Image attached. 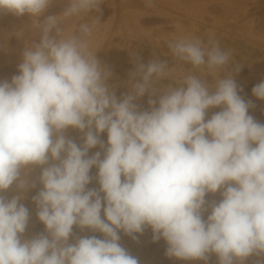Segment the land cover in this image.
<instances>
[{"label":"clouds","instance_id":"clouds-1","mask_svg":"<svg viewBox=\"0 0 264 264\" xmlns=\"http://www.w3.org/2000/svg\"><path fill=\"white\" fill-rule=\"evenodd\" d=\"M103 3L0 0V13L31 20L17 74L0 80V264H139L120 233L135 240L146 228L169 258L264 264V122L240 95L231 50L212 37L168 40L189 66L179 77L168 60L132 52L117 96L121 85L91 43ZM56 4L61 11L46 14ZM252 95L264 101V80ZM37 185L44 230L26 237L21 201Z\"/></svg>","mask_w":264,"mask_h":264},{"label":"rangeland","instance_id":"rangeland-1","mask_svg":"<svg viewBox=\"0 0 264 264\" xmlns=\"http://www.w3.org/2000/svg\"><path fill=\"white\" fill-rule=\"evenodd\" d=\"M153 7H147L145 0H104L101 25L92 37V48L102 63L109 65L116 77L117 96L127 91L124 82L128 80L129 72L134 68L132 52H135L144 63L154 57L168 60L179 77L189 66H180L167 48V41L181 37H200L207 41L209 37L218 40L221 47L232 52L233 61L240 65V71L235 75L240 95L251 100L255 108L249 113L260 122H264V101L252 95V88L264 80V0H153ZM63 5H53L46 14L59 13ZM29 17H15L0 13V44L7 41L0 49V80L8 79L18 72L21 54L29 35ZM22 32L21 36H17ZM224 73H221L223 77ZM168 83V81H165ZM147 94L138 103L147 107ZM211 115V112L209 113ZM67 135L80 143L81 133L70 129ZM101 139H107L102 134ZM100 151L99 147L90 150L89 155ZM97 169L93 168L90 175L95 176ZM37 169L33 178L38 176ZM31 189L26 198L21 201L30 212L29 225L25 236L31 237L44 230V226L36 216V206L31 197L39 190ZM89 188L97 187L95 180ZM15 187L7 190L6 195H15ZM212 199H215L212 196ZM210 196L208 199H210ZM80 235H93L90 232ZM94 235L101 237L100 233ZM121 244L135 257L139 264H203L200 261H181L165 255L166 243L163 239L154 242L150 228L143 234H137V239L124 235ZM256 257H251L247 264H254ZM209 264H216L213 255Z\"/></svg>","mask_w":264,"mask_h":264},{"label":"bare ground","instance_id":"bare-ground-1","mask_svg":"<svg viewBox=\"0 0 264 264\" xmlns=\"http://www.w3.org/2000/svg\"><path fill=\"white\" fill-rule=\"evenodd\" d=\"M214 198L218 200L219 199V194H216V196ZM211 199H212V197L210 196V199L209 200H211Z\"/></svg>","mask_w":264,"mask_h":264}]
</instances>
